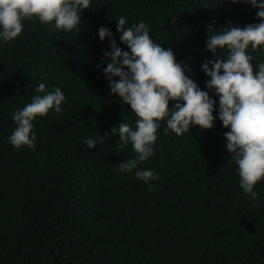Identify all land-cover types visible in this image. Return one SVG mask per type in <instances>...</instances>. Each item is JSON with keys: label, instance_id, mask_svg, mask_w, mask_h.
<instances>
[{"label": "trees", "instance_id": "trees-1", "mask_svg": "<svg viewBox=\"0 0 264 264\" xmlns=\"http://www.w3.org/2000/svg\"><path fill=\"white\" fill-rule=\"evenodd\" d=\"M89 7L76 30L25 18L21 33L0 44V264H264V178L254 203L227 160L228 129L218 118L180 135L164 131L161 119L152 155L138 164L156 170L151 186L134 170H115L135 155L118 133L90 148L82 143L136 119L109 92L101 71L109 44L98 25L126 50L115 18L124 15L126 26L144 20L206 90L200 65L210 57L208 26L258 22L256 9L244 0H90ZM246 51L254 65L264 60L259 46ZM41 81V94L58 85L66 99L60 112L34 117V147H14L10 113L30 102Z\"/></svg>", "mask_w": 264, "mask_h": 264}, {"label": "clouds", "instance_id": "clouds-1", "mask_svg": "<svg viewBox=\"0 0 264 264\" xmlns=\"http://www.w3.org/2000/svg\"><path fill=\"white\" fill-rule=\"evenodd\" d=\"M244 2L256 9L258 22L241 26L229 21L227 27L219 29L208 26L211 31L208 30L205 49L210 57L200 65L208 77L206 90L190 75L188 62L177 60L171 47H163L150 36L144 20L126 26L124 15L115 18L119 41L127 46L126 50L117 43L108 26L98 25V38L103 41L107 37L109 44L107 50H102V59L107 62L101 68L109 92L126 102L136 119L134 127L121 119L118 125L109 126L110 131L85 136L82 143L90 148L118 133V141L130 142L135 155L115 164V170L121 175L134 170L137 178L150 185V180L158 176L156 170L138 164L152 155L161 119L164 131L180 135L189 131L191 125L201 130L211 128L218 118L228 129L223 132L229 153L227 160L235 163L240 188L256 203L254 185L264 178V60L254 65L253 55L246 49L259 46L264 51V0ZM89 5L90 0H0V44L21 33L25 18L51 22L54 28L65 32L76 30L81 24L82 10L90 8ZM35 88L37 94L30 102L10 113L15 126L7 140L14 147H34V117L49 109L60 112L66 99L58 85L42 94L45 89L42 81Z\"/></svg>", "mask_w": 264, "mask_h": 264}]
</instances>
